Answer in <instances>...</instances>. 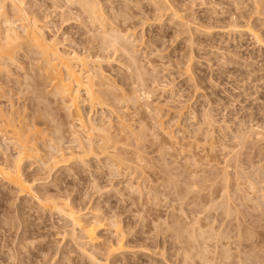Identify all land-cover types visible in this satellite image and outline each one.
<instances>
[{
  "label": "rangeland",
  "instance_id": "rangeland-1",
  "mask_svg": "<svg viewBox=\"0 0 264 264\" xmlns=\"http://www.w3.org/2000/svg\"><path fill=\"white\" fill-rule=\"evenodd\" d=\"M29 1L48 39L69 53L88 54L84 19L62 21L51 0H45L46 11L39 10L41 0ZM140 1L131 10L137 15L132 27L138 37L135 49L148 71L149 107L137 109L131 102L128 109L117 106L111 113L80 104L87 120L95 119L114 134L119 114L137 130L145 128L140 141L135 136L131 138L138 142H121L130 147L132 168L121 165L119 171V159L116 163L103 156L85 163L61 161L56 150L63 142L73 143V129L84 130L53 93L50 76H42L36 63L30 66L26 49L0 74L2 107L14 102L21 120L31 114L38 118L34 121L49 146L41 144V152L24 162L32 194L20 196L0 178V264H93L75 244L74 226L56 203H70L79 213L94 207L104 222L119 221L130 251L112 253L109 264H264V46L232 27L250 7L243 8L239 0ZM172 4L181 21H170ZM251 19L263 38L264 18ZM186 64L191 65L189 74ZM111 73L118 77L117 70ZM206 114L217 120L209 134ZM59 123L63 142L55 130ZM14 148L4 151L14 153ZM106 228L99 234L105 241L115 240Z\"/></svg>",
  "mask_w": 264,
  "mask_h": 264
},
{
  "label": "bare ground",
  "instance_id": "bare-ground-1",
  "mask_svg": "<svg viewBox=\"0 0 264 264\" xmlns=\"http://www.w3.org/2000/svg\"><path fill=\"white\" fill-rule=\"evenodd\" d=\"M51 1L55 8L53 9L54 12L57 11V8L60 9L58 14L62 17V21H69L72 16L73 18L74 16L77 19L79 18L82 22L84 19L83 24H85L88 37H86L87 39L84 41V44L87 43V46H82L88 54L82 55L75 49V51L73 50V54L72 52L69 53L58 45L56 39H48L45 36L44 24H42L41 20L38 18L32 1L0 0V74L4 69L7 70L5 66H9L7 65L9 61H19L16 53L20 52V49H26V60L27 58H29V60L30 58L33 59L30 60L31 62L29 61V63H31L30 66L36 63L38 67L37 70L40 71L42 76H50L55 88L53 93L55 95H60L62 101L66 104L68 115L73 118V121L78 123L81 130H84L78 131L73 129L76 127L75 123L70 124V127L73 129L72 134L74 135L73 143L70 145L64 143L61 139L63 137L61 136L64 127L63 124L59 123L56 126L55 130L60 140L63 142V146L59 147L57 150L55 147L50 146L51 151L56 150L61 153L59 154L62 160H56V156L51 157V159L56 160L55 163L60 162V160L85 163L89 160V157L99 158L103 156L111 160V162L115 160L116 163L119 159V171L121 170V165L125 167L127 164L125 168H132L133 166L130 165L135 159L132 160V156L128 157L132 152L129 149L130 147L128 148L126 146L131 137L134 139L136 136V139L140 141L143 137L142 134L144 131L142 129L144 127L139 125L141 130H137L133 124H130V122L128 123V121L119 114V118H117L120 123L119 132L114 134L105 126L97 123L95 119L87 120L85 116L86 113L84 114L82 105L80 104L83 102L91 106L99 105L111 113H115V107L117 106L119 110L128 109L130 107L129 103L131 102H133L134 107L137 109L142 107V105L149 107L148 98L150 94L145 85V74L148 73V71L146 70V65L143 64L141 60L140 54L135 49L138 37H136L135 34V24L137 22L134 24V18L137 15L131 13L132 8L135 7L134 2H143L140 0ZM154 2L153 4H157L156 1ZM163 3H165L164 6H161L159 3L161 8L167 5L165 1ZM238 3L240 6L242 5L243 8L250 7V10H247V12H250H248V14L245 11L247 15L243 11L245 15H239L241 18L236 20L232 24V27L242 34L252 35L260 45L264 46V37L262 38V34L260 35L256 30L253 23L254 19H251L252 16L259 19L264 18V0H239ZM45 4L46 1L41 0L39 10L42 9V11H46L48 7H43ZM173 4L170 6L172 10L176 8ZM167 7L166 10L171 9ZM155 8L157 9L159 7ZM161 8L157 9V12L158 10L160 11ZM236 8L239 9L240 7L238 6ZM162 9L164 10V8ZM173 11L172 14L174 13V16L170 21H173V19L181 21L183 17L180 15V11ZM12 14L16 15V20L10 17ZM73 18L72 20H74ZM17 20H19L20 23L17 24ZM262 20L264 21V19ZM75 21L77 20L75 19ZM185 23L187 24V22H184V24ZM184 24L183 26H185ZM132 25L135 26L132 27ZM114 63L116 64V69H113ZM106 65L110 66V70H117L118 77L114 76L112 73V75H110V70L105 68ZM186 65L185 72L189 74L191 65ZM21 67L22 69L25 68L24 66ZM119 70L122 73H119ZM25 74L29 75L28 72H25ZM82 90L85 92L84 97L81 95ZM10 103L9 107H2L0 104V153H2L5 158L3 161H0V178L6 186L15 188L17 193L23 196L27 193L30 194V191L34 189L31 187L32 185H29L30 183L24 176V162L41 152V148L44 147L41 144L45 145L44 148L49 146L46 145L47 140H45L46 138L43 135L42 129L39 128L40 123L34 121L38 118L31 114V121H29L31 119L30 116L21 120L19 112L13 109L15 108V104L13 105L14 102ZM163 116L164 115L159 113L158 120L161 121V117L163 118ZM28 118L30 119L28 120ZM161 123L163 124V122ZM216 123L217 120L213 115H205V128L211 129V132H207L208 134L212 133V129L216 126ZM163 128L166 129L167 127ZM93 131H98L99 134L95 136ZM245 134L248 135L246 131ZM1 135L4 137V140H1ZM136 139L132 140L131 138L130 140L137 141ZM123 141L128 142H125L126 146L121 145ZM10 145L16 148H14V153L4 151L8 150L9 147H11ZM128 145H131V143ZM66 151H68V153ZM134 164L135 162H133L132 165ZM124 167L122 166V168ZM36 198L40 199L39 196ZM224 203L226 204L227 202ZM55 206L58 212H61V214L63 213L64 216L69 218L72 222L74 227L71 234L73 235L75 244L79 247L82 255L89 258L90 263L109 264V256L112 253L130 251V247L129 245L127 246L125 241L126 233L121 228L119 221L109 220L108 222H104V217H101L97 208L94 207L89 208L84 213H79L70 203L62 205L56 203ZM226 208L228 207L226 206ZM178 227L180 228V226ZM103 228L110 229L115 235V240L105 241L99 234V230ZM202 233L204 234V232ZM212 234L213 233H211V235ZM201 236L204 235L201 234ZM194 240H197V238ZM198 242L196 241V243ZM87 245L90 247L89 249L85 247Z\"/></svg>",
  "mask_w": 264,
  "mask_h": 264
}]
</instances>
